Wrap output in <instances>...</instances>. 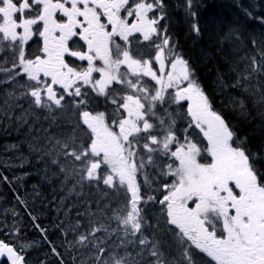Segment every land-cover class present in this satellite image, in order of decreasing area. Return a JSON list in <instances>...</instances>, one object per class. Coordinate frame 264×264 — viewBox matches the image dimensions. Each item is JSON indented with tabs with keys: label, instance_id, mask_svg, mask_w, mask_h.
<instances>
[{
	"label": "snow or ice",
	"instance_id": "6c2138e0",
	"mask_svg": "<svg viewBox=\"0 0 264 264\" xmlns=\"http://www.w3.org/2000/svg\"><path fill=\"white\" fill-rule=\"evenodd\" d=\"M180 7L202 36L196 0ZM170 19L167 0H0V184L32 164L64 217L57 244L16 194L48 255L4 225L7 264H264V143L217 110ZM241 36L217 34L214 90L264 131V40L241 55Z\"/></svg>",
	"mask_w": 264,
	"mask_h": 264
},
{
	"label": "trees",
	"instance_id": "16d2710c",
	"mask_svg": "<svg viewBox=\"0 0 264 264\" xmlns=\"http://www.w3.org/2000/svg\"><path fill=\"white\" fill-rule=\"evenodd\" d=\"M183 2L184 0H167V3L170 5L171 29L175 33L176 39L181 46V51L195 62L199 79L213 96L217 110L223 112L226 119H228L236 127L241 136H247L249 138L250 144L254 149L259 148L261 144L264 143V131L260 130L258 127L259 119H256L254 122H246L236 112L232 111L231 108L224 107L227 95L217 94L214 90L213 82L217 76V68L221 71L225 70L223 62L216 54L217 45L215 40L217 34L221 31H227L230 26L237 28L242 34L241 42L239 44V47L242 50L240 54L243 55L245 52H251L252 46L248 41L251 38H256L258 41L264 40V23L248 17L242 10L246 7L250 11L253 10L252 12L254 15L264 16V0H196L199 8L198 13L201 14L200 17L198 14V19L203 29L202 37L200 36L199 38L195 37L194 34H188V27L184 20V10L182 7L177 8V5H183ZM252 3L257 5L256 8L252 7ZM199 6H202V8ZM237 13H240L241 15ZM224 47L225 50H232L234 45L231 42H227ZM204 54H207V59L204 58ZM232 94L235 95L236 93L233 92ZM251 120L252 118L249 117V121ZM5 138L6 136L0 137V144L3 140H5ZM12 140H14V138ZM7 173L8 171H5L4 174L7 175ZM17 184L18 183L14 184L15 193L8 185L5 184L3 189L0 190V195L4 196L6 200H8L10 198L9 195H11V197H15L16 194H19L27 201L29 211H32V213L38 218V212H44L45 209L44 206L39 205V196L42 194L44 195V192L38 188L42 184L35 188V190L39 192V196H36L35 192H33V194L28 198L24 193L28 189L27 184L20 186V188H18ZM48 186L50 185L46 183L43 185V188ZM6 190H8V192H6ZM15 204L19 208V212L23 213L24 207L16 201ZM44 214H47V212H44ZM40 219L42 218H38L39 222L41 221ZM31 221V218L28 215H25V217L21 218V221L19 222L20 224H17V226L22 227L24 233L29 232L27 235L28 237L32 235V230L27 229V225L29 226ZM9 226L11 228L13 225Z\"/></svg>",
	"mask_w": 264,
	"mask_h": 264
},
{
	"label": "rangeland",
	"instance_id": "374dc122",
	"mask_svg": "<svg viewBox=\"0 0 264 264\" xmlns=\"http://www.w3.org/2000/svg\"><path fill=\"white\" fill-rule=\"evenodd\" d=\"M11 137V136H10ZM4 141V140H3ZM2 141V143H3ZM34 163V162H33ZM17 171L19 172V174H17V176H23V173L26 172L25 171V167L24 168H17V167H14L11 171H8L7 175L11 178L12 174ZM39 172V171H37ZM29 176V175H28ZM28 176L26 177H23L22 180H19L21 182H23L25 180V178H27ZM35 181V180H34ZM39 181V180H38ZM37 181V182H38ZM1 185V184H0ZM29 186L30 188H33V184L32 182L29 181ZM56 190H59V185L53 183L51 184L50 186L48 187H45L42 191L44 192V196H47L48 199L46 202H43V203H39V205H43L45 206V209L48 210L47 211V217L48 219L51 221V224L54 225V222L56 221V217L54 215V212L55 213H58V210H57V205L60 204V200H59V197L63 195V193H61L60 191H56ZM5 192V191H4ZM6 192H8V190H6ZM9 195V193H8ZM9 197L11 198V195H9ZM9 198V200H10ZM18 209L16 207V205L13 203V201L11 202H8L6 204H2L1 207H0V224H3L5 223L7 220H6V217L8 215L11 214V209ZM19 210V209H18ZM44 216V214H43ZM61 218H64V217H61ZM27 225V224H26ZM1 227V225H0ZM42 227H45V228H49L51 229V225L50 224H46V225H43ZM27 229H31L33 231H36V232H39L38 230H36L34 227H32V225L29 227L27 225ZM28 233V232H26ZM40 233V232H39ZM56 230H54L51 234V238L56 240ZM35 238H32L31 241L35 242L36 243V247L33 249V250H37V248H40L39 245L41 244L40 240L36 239V241H34ZM31 251V250H30ZM34 260L35 259H42L46 256V253H43V252H39V253H35L34 254Z\"/></svg>",
	"mask_w": 264,
	"mask_h": 264
},
{
	"label": "bare ground",
	"instance_id": "6f19581e",
	"mask_svg": "<svg viewBox=\"0 0 264 264\" xmlns=\"http://www.w3.org/2000/svg\"><path fill=\"white\" fill-rule=\"evenodd\" d=\"M201 1H202V0H201ZM207 1H208V0H207ZM212 1H213V0H212ZM215 1H216V0H215ZM212 3H214V2H212ZM212 3H211V4H212ZM205 4H206V3H205ZM205 4H204V5H205ZM252 4H253V3H252ZM206 5H207V4H206ZM247 5H248V4H247ZM249 5H250V3H249ZM211 6H212V5H211ZM256 6H257V5H256ZM199 7L202 8V6H199ZM205 8H206V7H205ZM208 8H210V7H208ZM249 8H250V7H249ZM255 8H256V7H255ZM259 9H260V8H259ZM198 10H199V8H198ZM216 10H217V9H216ZM220 10H221V9H220ZM236 11H237V9H236ZM239 11H240V10H239ZM242 11H243V10H242ZM252 11H253V10H252ZM254 11H255V10H254ZM217 12H218V11H217ZM200 13H201V12H200ZM203 13H204V12H203ZM242 13H243V12H242ZM198 14H199V13H198ZM237 14H240V13H237ZM237 14H236V15H237ZM244 14H245V13H244ZM240 15H241V14H240ZM242 15H243V14H242ZM200 16H201V14H199V17H200ZM199 17H198V18H199ZM238 17H239V16H238ZM236 19H237V18H236ZM236 19H235V20H236ZM238 19H239V18H238ZM242 19H243V18H242ZM171 23H172V22H171ZM231 23H232V22H231ZM235 23H236V22H235ZM237 23H239V22H237ZM242 24H243V22H242ZM242 24H241V25H242ZM239 25H240V24H239ZM245 28H246V25H245ZM247 29H248V28H247ZM260 33H261V32H260ZM262 35H263V34H262ZM263 36H264V35H263ZM201 37H202V36H201ZM258 38H259V37H258Z\"/></svg>",
	"mask_w": 264,
	"mask_h": 264
},
{
	"label": "water",
	"instance_id": "95a60500",
	"mask_svg": "<svg viewBox=\"0 0 264 264\" xmlns=\"http://www.w3.org/2000/svg\"><path fill=\"white\" fill-rule=\"evenodd\" d=\"M4 260H6V258H0V264H1ZM6 261H7V260H6Z\"/></svg>",
	"mask_w": 264,
	"mask_h": 264
}]
</instances>
